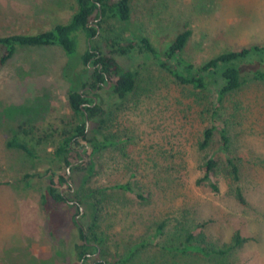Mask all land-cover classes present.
Masks as SVG:
<instances>
[{"label": "rangeland", "instance_id": "1", "mask_svg": "<svg viewBox=\"0 0 264 264\" xmlns=\"http://www.w3.org/2000/svg\"><path fill=\"white\" fill-rule=\"evenodd\" d=\"M129 4L131 20L160 51L186 25L191 35L182 55L195 65L227 49L264 44V0ZM75 10L74 0H0V36L49 30L68 22ZM85 48L80 33L71 55L58 45L21 46L0 65V264H71L74 245L81 243L75 217L86 234L98 238L99 251L84 261L88 264L94 258L104 264H264V80L223 97L218 128L210 145L200 149L202 130L217 105V85L180 84L136 51L117 57L136 73L125 99L117 101L108 85L91 93L104 111L87 119V127L110 144L97 152L95 164L88 162L90 172L67 169L73 181L61 191L72 205L57 207L64 220L53 238L40 203L49 178L35 177L26 185L22 176L32 169L42 173L46 155L74 124L67 95L91 73L81 66ZM222 127L227 148L219 136ZM12 135L29 141L40 159L7 147ZM79 149V161H86ZM212 154L220 163L217 192L200 181L203 162ZM227 156L239 165L244 204L232 194ZM118 183L129 189L115 188ZM194 245L224 251L205 255Z\"/></svg>", "mask_w": 264, "mask_h": 264}, {"label": "trees", "instance_id": "2", "mask_svg": "<svg viewBox=\"0 0 264 264\" xmlns=\"http://www.w3.org/2000/svg\"><path fill=\"white\" fill-rule=\"evenodd\" d=\"M74 1L76 10L66 23H58L53 28L39 33L0 36V65H4L21 46L58 45L66 54L71 55L79 46V34L83 33L86 37V48L81 53L80 60L82 69L91 68V73L79 87H71L67 95L74 113V124L46 158H42L45 162L43 172L37 173L32 169L22 176L26 185L35 177L48 176V182L40 195V203L49 216L50 234L53 238H56L58 234L56 231L59 232L64 220L59 215L57 207L60 204L69 207L72 205L61 191V187H68L70 181H73V176L67 180V169L73 173L82 169L90 172L88 162L95 164L97 152L110 144L93 128L87 127V119H92L104 111L102 101L91 96L92 90L103 89L108 85L112 96L121 101L134 89L135 71L120 64L117 57L126 56L131 51L144 53L180 84L194 88H206L210 83L217 85V105L211 111L209 124L202 130L198 142L200 149L210 145L214 130L218 128L217 107L223 101V97L248 83L264 80V44L227 49L214 55L207 62L195 65L182 55L191 35V30L186 25L174 36L168 47L160 51L131 20L129 0ZM219 136L222 146L227 148L229 139L225 128H219ZM5 145L20 150L32 160L40 159L34 146L17 135L7 138ZM79 148H83L86 153L88 158L86 161H79L82 157ZM219 165V160L214 154L208 156L202 165L203 175L200 181L206 182L213 192L220 190L217 176ZM225 165L232 194L238 203L244 204L243 190L239 186V165L231 156L225 158ZM114 187L129 189L128 184L118 183ZM93 189L98 190V187ZM89 191L92 192V189ZM80 212L79 207L78 213ZM74 222L81 243L74 245L71 264H78L76 261L84 262L88 259L87 254L98 252L99 247L97 236L92 233L86 234L83 227L76 220ZM234 240L236 244L243 242L238 235L234 236ZM191 248L205 255L224 251L215 247L207 250L205 247L195 245Z\"/></svg>", "mask_w": 264, "mask_h": 264}, {"label": "flooded vegetation", "instance_id": "3", "mask_svg": "<svg viewBox=\"0 0 264 264\" xmlns=\"http://www.w3.org/2000/svg\"><path fill=\"white\" fill-rule=\"evenodd\" d=\"M95 89H93L92 90V93H95ZM91 96H94L93 94H91ZM97 253V251L96 252H94V253H89V254H87V257L88 258H90L91 256H93L94 254H96ZM82 262V261H81ZM99 263H101V264H104V263H102L101 261H99L97 258H94V259H92V261H91V264H99ZM80 264H88V262H82V263H80Z\"/></svg>", "mask_w": 264, "mask_h": 264}, {"label": "water", "instance_id": "4", "mask_svg": "<svg viewBox=\"0 0 264 264\" xmlns=\"http://www.w3.org/2000/svg\"><path fill=\"white\" fill-rule=\"evenodd\" d=\"M87 116V115H86ZM79 152H81V149H79ZM83 158V157H82ZM82 158L80 159V160H82ZM69 176V170H68V173H67V177ZM75 220H77L76 219V217H75Z\"/></svg>", "mask_w": 264, "mask_h": 264}]
</instances>
